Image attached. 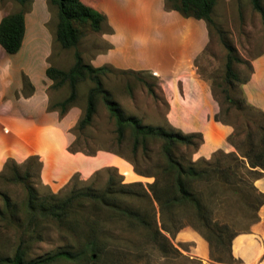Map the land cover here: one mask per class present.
I'll use <instances>...</instances> for the list:
<instances>
[{"label": "rangeland", "instance_id": "374dc122", "mask_svg": "<svg viewBox=\"0 0 264 264\" xmlns=\"http://www.w3.org/2000/svg\"><path fill=\"white\" fill-rule=\"evenodd\" d=\"M0 4L5 10H10V14L23 9L15 0H0ZM262 5L264 6V0ZM51 8L57 13L55 6L51 5ZM213 18L212 26L205 21L209 41L195 62L194 72L188 78L173 80L162 78L155 72L115 69L106 72L101 78L104 88L127 116L137 117L145 125L173 129L184 134H201L202 143L198 150H177L176 155L183 162L218 160L223 166H235L232 155L240 157L237 147H246L250 134L253 139L258 140L260 128L264 126L262 114L247 103L243 104L242 92V82L251 73V59L264 53V16L254 9L252 0H217ZM101 32H94L90 28L82 29L78 49L86 63L94 56L97 47L100 50L104 48ZM75 51L74 48H62L55 40L51 67L69 71L75 64ZM229 57H232V69L238 77L232 83L226 81ZM94 86L90 78L82 80L77 86L74 107L80 110V119L86 112L88 95ZM31 91L27 85L24 94ZM70 93L68 83L58 89L51 87L50 105L65 100ZM228 95L234 102L228 101ZM204 97L213 98V108H210L207 117L203 116L205 123L208 121L215 126L211 135L204 131L186 130L198 123V117L191 111H188L187 117L181 116V106L189 109L202 108ZM217 116L221 120H217ZM78 122L69 131L61 132L56 129L54 132L57 138L73 139L67 151L72 145L71 149L75 152L69 151L70 153H81L89 159L108 154L116 157H108L102 161H71L62 156L57 140L41 134L39 151L43 158L36 154L33 156L38 159L34 160H28L30 157L24 161L10 160L15 162L22 174L26 170L30 171L28 182L34 185L40 196L56 194L60 199H66L87 190L106 192L111 194L110 206L103 207L88 202L72 208L70 218L63 224L52 220L31 224L26 208L28 194L25 185L1 176L0 210L3 214L0 216V264H3L1 259L14 256L22 242L27 247V260H35L63 250L87 251L92 239L97 240L101 249L99 257H92L88 253L78 261H59L55 264H203L195 255L199 245L188 236L189 233H194L207 242L210 258L211 252L214 258L223 260H228L230 253L234 256L229 237L251 231L264 199L251 188L253 184L256 187L254 175L247 174L246 169L240 166L236 174L230 175L233 181H237L235 186H200L210 220L213 224L228 226V232L224 236L225 244L214 242L211 249L209 242L203 237L206 232L194 211L179 208L163 218L159 204L150 190L155 177L136 172L137 167L151 175L157 173V166L162 162L160 143L151 144L148 153L140 150L136 155L129 135L120 144L115 133V121L102 99L97 103L96 115L89 127L81 131L77 129ZM223 127L231 129L228 136ZM203 146L209 149L208 157L200 155ZM43 160L46 164L45 177ZM73 169V174L67 178ZM131 183H141L142 186L132 190L123 188ZM5 196L9 198L11 207L7 206ZM112 205L141 211L149 227L121 217L113 210ZM163 225L170 227L172 232L165 231ZM149 228L160 229L169 239L173 248L168 250V254L164 250L163 238L159 237L158 242L153 241Z\"/></svg>", "mask_w": 264, "mask_h": 264}, {"label": "crops", "instance_id": "0c3cea01", "mask_svg": "<svg viewBox=\"0 0 264 264\" xmlns=\"http://www.w3.org/2000/svg\"><path fill=\"white\" fill-rule=\"evenodd\" d=\"M25 15L26 29L21 50L10 55L0 45V172L10 159L24 161L42 153L39 136H51L60 144V153L68 160H106L113 155L87 158L81 153L67 151L72 138L54 135L56 129L69 131L80 119V110L73 107L63 117L59 111H49V90L53 81L47 70L51 67L58 25L49 0H31ZM102 13L106 23L101 32L104 48L97 50L88 63L95 68L111 67L120 71L155 72L165 79L184 80L195 69V62L209 41L204 20L186 18L168 9L166 0H81ZM0 4V23L10 10ZM251 73L242 85L247 103L264 113V53L250 61ZM28 85L32 91L24 94ZM212 97L202 99V108L181 106V116L191 111L198 123L187 131H204L211 135L214 124L203 121L213 108ZM198 103V102H197ZM199 104V103H198ZM226 136L231 129L223 127ZM209 149H201V156H209ZM87 161V162H89ZM44 162V160H43ZM75 169L69 172L70 177ZM46 164L44 162V177ZM66 178V179H67ZM55 181V180H53ZM256 187L264 194V174ZM260 221L250 232L233 240V254L241 264H264V204L259 210ZM188 236L198 243L195 255L203 264H217L210 258L205 240L194 233Z\"/></svg>", "mask_w": 264, "mask_h": 264}, {"label": "trees", "instance_id": "16d2710c", "mask_svg": "<svg viewBox=\"0 0 264 264\" xmlns=\"http://www.w3.org/2000/svg\"><path fill=\"white\" fill-rule=\"evenodd\" d=\"M15 1L18 2L23 9L4 17L0 23V45L10 55L17 54L21 50L26 29V7L32 2L31 0ZM49 4L57 8V42H59L64 49H76L75 64L69 71H63L54 67H50L47 70L48 77L53 81V88L58 89L68 83L71 89L69 97L61 102L50 105L49 111H59L60 117L63 118L69 110L74 107L77 99V86L79 82L86 78H90L95 86L89 92L87 109L84 116L79 120L77 129L82 131L92 124L97 111V103L99 99H102L111 117L115 121V133L117 135V141L120 144H122L127 135H129L133 140V153L136 155L140 150L148 153L151 144L160 143L162 162L157 166V173L151 175V173L140 171L137 167L136 172L140 175L155 177V182L150 185V190L153 198L159 204L163 218L167 214H173L174 211L179 208L193 210L202 229L206 232L203 233V237L209 242L211 249L214 242L219 245H224V236L228 232V226L213 224L210 220L208 208L204 202V192L200 189V186H217L219 184L235 186L237 181H233L230 175L236 174L235 172L240 166L246 169L247 174L254 175L253 178L255 181L261 178L264 174V172L259 171H264V126L260 128L258 140L253 139V135L250 134L248 135L249 143L246 147H237L240 157L236 154L232 155L236 162L235 166H223L218 160L212 162L201 160L198 163L192 161L187 163L183 162L176 155L177 150H179V148L198 150L202 143L201 134H184L181 131L173 129L169 130L164 127L145 125L139 118L127 116L119 104L113 99L110 92L104 88L101 78L102 75L113 70V68L107 66L95 68L90 63L85 62L82 53L78 49L83 35L82 29L90 28L94 32H101L106 23V17L102 13L87 6L81 0H49ZM216 4L217 0H166L168 9L176 10L186 18L204 20L209 26L214 25L213 13ZM252 4L254 9L264 16L262 0H252ZM232 63V57H229L226 71V81L228 83H232L233 80L238 79L237 75L233 72ZM246 80L242 82V85ZM228 96V101L234 102L232 97H230V95ZM244 100L243 104L247 103V101ZM247 105L252 107L248 103ZM256 110L259 111L264 118V113L258 109ZM217 120L221 119L217 116ZM71 148L72 145L69 151L72 153L75 152ZM30 159L34 160L38 158L33 156L28 160ZM39 165L41 166V163H39ZM1 176H5L11 182L23 183L25 185L28 194L26 208L31 224L41 220H52L63 224L70 218L72 208L76 205L88 202L103 207L110 206L109 198H111V194L106 192L87 190L76 193L66 199H60L56 194L40 196L34 185L28 182L30 171L26 170V172L22 174L13 160H8L3 171L0 173V177ZM137 186H142V184L131 183L123 188L132 190V188ZM251 188L264 198V194L260 192L254 184ZM5 201L8 207L12 206L9 198L6 196ZM263 204L264 199L258 211ZM112 207L121 217L136 222L143 227H149L148 221L141 211L120 205H112ZM2 214L3 212L0 210V216H2ZM259 221L260 217L258 215L256 223ZM163 229L169 233L172 232V229L166 225H163ZM149 230L152 232L151 237L153 241L158 242L159 237L163 238L165 242L163 245L164 250H167L168 254V250L173 248L169 239L162 234L160 229L152 230L149 228ZM235 237L236 236L229 237L231 247ZM100 251L101 249L97 240L92 239L87 246V251L84 252L63 250L46 257L27 260V247L24 242H22L14 256L1 259V262L3 264H55L59 261L74 262L82 259L88 253H90L92 257L97 258L101 253ZM211 260L217 264L242 263L231 253L228 260H223L214 258V254L211 252Z\"/></svg>", "mask_w": 264, "mask_h": 264}]
</instances>
